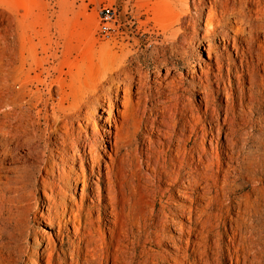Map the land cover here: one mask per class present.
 <instances>
[{
  "label": "bare ground",
  "instance_id": "obj_1",
  "mask_svg": "<svg viewBox=\"0 0 264 264\" xmlns=\"http://www.w3.org/2000/svg\"><path fill=\"white\" fill-rule=\"evenodd\" d=\"M165 2L151 73L107 46L64 71L78 48L59 36L42 92L24 102L1 76L0 264H218L220 222L228 264H264V0Z\"/></svg>",
  "mask_w": 264,
  "mask_h": 264
},
{
  "label": "rangeland",
  "instance_id": "obj_2",
  "mask_svg": "<svg viewBox=\"0 0 264 264\" xmlns=\"http://www.w3.org/2000/svg\"><path fill=\"white\" fill-rule=\"evenodd\" d=\"M104 7H113L116 10V23L103 22L101 10ZM167 7L165 0H0V80L1 76H7L8 93L19 96L24 102L29 99L31 93H36L38 90L42 92L43 87L38 84V80L47 76V72L52 75L50 80H55L58 76L52 70L57 66V62L52 60L51 54L57 53L58 57L62 56V49H57L59 36L73 37L74 49L78 48L74 50L75 52L72 51L73 54L68 55L69 59L66 58L64 71L67 70L68 64L86 65L93 53L90 48L97 50L100 46H107V48L114 47L116 51L124 47L133 54V57L147 64L145 71L151 73L154 68L153 57H158L160 60L166 58L169 62L167 52L162 51V47L166 44V36L160 28L161 23H165ZM58 25L68 27L69 30L60 34L54 29ZM41 26L48 27L50 31L48 30L46 35L42 33L40 39L31 36V41H27L30 34L27 30L30 27ZM49 39L51 42H48ZM29 45L31 48L27 49ZM200 55L205 57L202 50ZM175 66L180 71L184 63L178 60ZM160 73L164 75L165 70L161 69ZM1 89L0 81V92ZM197 94L196 92L192 94L195 101H199ZM234 95H237L236 91ZM221 99L222 95L219 93L218 102H221ZM235 101L237 102L236 97ZM235 111L237 112V108ZM207 116V114L201 116L200 125H204L206 130H209V127L214 129ZM241 167L246 170H243L234 183L235 186H242L236 195H243L251 189L253 173L256 171V168L250 167L246 162ZM257 176H260L259 173ZM37 190L42 197L40 183ZM230 198L234 199V195ZM36 203L40 205L39 198ZM231 204L229 211L233 212L232 206L235 202ZM41 210L39 206L37 212ZM32 214L33 212L31 218ZM261 215L264 217L263 211ZM37 221L38 223H34L35 229L43 231L42 218H37ZM214 232L215 237L218 236L219 243L218 264H228L225 246L227 234L224 225L220 222ZM162 251L164 255H169L168 253L173 250L170 246H162Z\"/></svg>",
  "mask_w": 264,
  "mask_h": 264
},
{
  "label": "built area",
  "instance_id": "obj_3",
  "mask_svg": "<svg viewBox=\"0 0 264 264\" xmlns=\"http://www.w3.org/2000/svg\"><path fill=\"white\" fill-rule=\"evenodd\" d=\"M101 16L104 23H116L117 13L113 7H104L101 10Z\"/></svg>",
  "mask_w": 264,
  "mask_h": 264
}]
</instances>
